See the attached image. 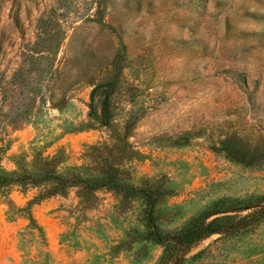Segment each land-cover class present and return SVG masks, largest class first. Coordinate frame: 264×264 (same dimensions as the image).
I'll use <instances>...</instances> for the list:
<instances>
[{
  "label": "rangeland",
  "instance_id": "obj_1",
  "mask_svg": "<svg viewBox=\"0 0 264 264\" xmlns=\"http://www.w3.org/2000/svg\"><path fill=\"white\" fill-rule=\"evenodd\" d=\"M109 167L166 233L264 195V0H0V172ZM47 190L0 189V264L159 262L141 200ZM184 259L264 264V222Z\"/></svg>",
  "mask_w": 264,
  "mask_h": 264
},
{
  "label": "trees",
  "instance_id": "obj_2",
  "mask_svg": "<svg viewBox=\"0 0 264 264\" xmlns=\"http://www.w3.org/2000/svg\"><path fill=\"white\" fill-rule=\"evenodd\" d=\"M15 185L46 186L47 194L37 197L36 201L65 194L68 189L77 186L83 187L88 192L107 189L125 199L141 200L145 207L147 228L145 239L163 248V254L157 264H184L185 254L206 239L214 235H243L264 222V195H253L247 199L219 200L209 209L191 218L183 227L174 232H163L158 227L156 216V208L161 196L159 190L127 185L120 181L117 171L112 167L107 168L104 176L98 179L76 175L65 176L57 172H46L41 176L0 172V189H9Z\"/></svg>",
  "mask_w": 264,
  "mask_h": 264
}]
</instances>
